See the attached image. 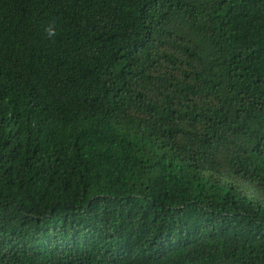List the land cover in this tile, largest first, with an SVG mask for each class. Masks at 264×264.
Returning <instances> with one entry per match:
<instances>
[{
	"label": "trees",
	"instance_id": "1",
	"mask_svg": "<svg viewBox=\"0 0 264 264\" xmlns=\"http://www.w3.org/2000/svg\"><path fill=\"white\" fill-rule=\"evenodd\" d=\"M0 264H264V0H0Z\"/></svg>",
	"mask_w": 264,
	"mask_h": 264
},
{
	"label": "clouds",
	"instance_id": "2",
	"mask_svg": "<svg viewBox=\"0 0 264 264\" xmlns=\"http://www.w3.org/2000/svg\"><path fill=\"white\" fill-rule=\"evenodd\" d=\"M44 32L49 38L55 37L57 34L55 23L54 22L48 23L47 26L44 28Z\"/></svg>",
	"mask_w": 264,
	"mask_h": 264
}]
</instances>
